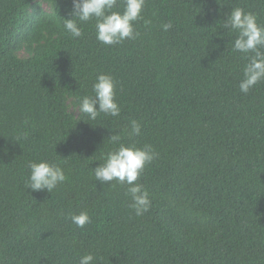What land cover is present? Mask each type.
Wrapping results in <instances>:
<instances>
[{"label": "trees", "instance_id": "16d2710c", "mask_svg": "<svg viewBox=\"0 0 264 264\" xmlns=\"http://www.w3.org/2000/svg\"><path fill=\"white\" fill-rule=\"evenodd\" d=\"M235 8L264 26V0H145L139 36L108 46L94 20L70 36L71 0H0V264H264V81L239 89L254 53L233 50ZM99 74L120 114L89 120ZM121 144L158 154L141 216L128 185L94 179ZM41 161L67 177L50 193L26 186Z\"/></svg>", "mask_w": 264, "mask_h": 264}, {"label": "clouds", "instance_id": "9594fccd", "mask_svg": "<svg viewBox=\"0 0 264 264\" xmlns=\"http://www.w3.org/2000/svg\"><path fill=\"white\" fill-rule=\"evenodd\" d=\"M118 4H122V11H115ZM145 0H71L70 19H63L64 28L73 38L82 36L79 22L95 21L96 39L104 45H118L126 39H136L139 33L135 31V22L142 20L141 15ZM145 21V24H148ZM171 23L161 26L168 31ZM225 28L237 33L233 43V50L247 56L254 55L243 69V79L239 89L247 94L251 88L264 81V26L257 23V18L240 8L233 9L226 18ZM93 96H85L79 100V111L87 115L89 120H96L101 114L117 117L120 107L115 101V82L110 75L99 74L92 85ZM141 125L131 122L130 135H139ZM110 141L117 143L120 136L113 134ZM158 154L151 145L143 148L124 146L121 144L116 150L108 152L103 162L93 169L94 179L100 184L116 181L128 185L126 195L130 196V207L135 215L141 216L149 210L150 200L142 185L135 183L146 165L156 159ZM30 175L26 186L31 191L52 192L59 184L66 181L63 169L47 161L29 162ZM71 222L78 228L90 223L86 212L70 216ZM91 254L83 255L79 264H93Z\"/></svg>", "mask_w": 264, "mask_h": 264}]
</instances>
